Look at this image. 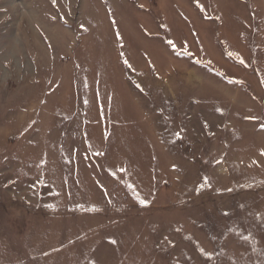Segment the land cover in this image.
I'll return each instance as SVG.
<instances>
[{
	"label": "rangeland",
	"instance_id": "rangeland-1",
	"mask_svg": "<svg viewBox=\"0 0 264 264\" xmlns=\"http://www.w3.org/2000/svg\"><path fill=\"white\" fill-rule=\"evenodd\" d=\"M0 264H264V0H0Z\"/></svg>",
	"mask_w": 264,
	"mask_h": 264
}]
</instances>
